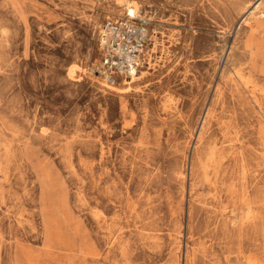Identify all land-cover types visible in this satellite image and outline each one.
Listing matches in <instances>:
<instances>
[{"label": "rangeland", "instance_id": "obj_1", "mask_svg": "<svg viewBox=\"0 0 264 264\" xmlns=\"http://www.w3.org/2000/svg\"><path fill=\"white\" fill-rule=\"evenodd\" d=\"M0 264H264V0H0Z\"/></svg>", "mask_w": 264, "mask_h": 264}, {"label": "built area", "instance_id": "obj_2", "mask_svg": "<svg viewBox=\"0 0 264 264\" xmlns=\"http://www.w3.org/2000/svg\"><path fill=\"white\" fill-rule=\"evenodd\" d=\"M141 13L140 9L134 13L127 9L123 18L107 20L100 27L101 67L108 78H131L152 63L150 20Z\"/></svg>", "mask_w": 264, "mask_h": 264}, {"label": "bare ground", "instance_id": "obj_3", "mask_svg": "<svg viewBox=\"0 0 264 264\" xmlns=\"http://www.w3.org/2000/svg\"><path fill=\"white\" fill-rule=\"evenodd\" d=\"M125 3H127V1H125ZM125 3H124V5H125ZM133 3H135V4H138L136 1H133ZM134 5V4H133ZM117 7H120V6H122V4L121 3H119L118 5H116ZM127 6V8H129V5H126ZM135 9V8H134ZM137 9H139L138 7H137ZM118 10V9H117ZM130 12H133L134 13V10H133V8L132 9H130ZM155 40V39H154ZM157 41V40H156ZM102 71V70H101ZM219 71V70H218ZM140 72V71H139ZM102 73H104L105 74V72L104 71H102ZM144 74V72H141V74L139 75V76H141V75H143ZM137 75V74H136ZM136 75H134L133 76V79H132V81H134V80H136L137 78H140V77H138V76H136ZM104 79L105 80H108L110 83H114L115 81H114V79L112 78H108V76L107 75H105L104 76ZM132 81H126L127 83H129V82H132Z\"/></svg>", "mask_w": 264, "mask_h": 264}]
</instances>
